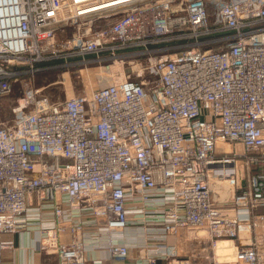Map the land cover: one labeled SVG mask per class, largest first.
Listing matches in <instances>:
<instances>
[{"label":"built area","instance_id":"2783aa9c","mask_svg":"<svg viewBox=\"0 0 264 264\" xmlns=\"http://www.w3.org/2000/svg\"><path fill=\"white\" fill-rule=\"evenodd\" d=\"M53 58L117 80L51 102L34 82ZM16 86L0 115V232L29 227L35 196L53 203L39 227L56 264L98 246L128 259L131 244L134 264H225L224 238L240 240L236 262L264 264V0H0V100ZM220 179L235 216L216 205Z\"/></svg>","mask_w":264,"mask_h":264},{"label":"crops","instance_id":"0c3cea01","mask_svg":"<svg viewBox=\"0 0 264 264\" xmlns=\"http://www.w3.org/2000/svg\"><path fill=\"white\" fill-rule=\"evenodd\" d=\"M3 100V99H1ZM0 100V102H1ZM229 182V181H228ZM220 182H215L214 199L216 205L221 208V211L226 216L236 215V205L233 199H228L230 196L229 190L226 191L227 198H223L226 194L222 193L225 188ZM228 183H226L227 185ZM233 190V195L235 190ZM231 195V197H233ZM61 197L57 196V201L61 202ZM234 198V197H233ZM222 199V200H221ZM38 204L37 197H33L32 203L29 206L27 213V221L30 223L29 227L23 228L16 233L0 232V239L8 244L3 251V264H56V241L53 239H44L41 227L50 226L54 221L53 203L50 201H41ZM259 215H264V203L258 210ZM71 229L63 235L69 237ZM254 238H258L259 245L264 249V225H260L255 230ZM173 239V238H172ZM171 239V241H172ZM240 244L238 239H221L220 245L217 249V257L225 264H246L236 262L235 252L237 246ZM138 247L136 244H131V254L136 256ZM88 264H134L133 256L128 259H114L109 257L107 251L101 247H91L86 252Z\"/></svg>","mask_w":264,"mask_h":264},{"label":"rangeland","instance_id":"374dc122","mask_svg":"<svg viewBox=\"0 0 264 264\" xmlns=\"http://www.w3.org/2000/svg\"><path fill=\"white\" fill-rule=\"evenodd\" d=\"M73 29H69V33ZM137 49L129 48L128 50ZM142 58V57H141ZM141 58H137V61H142ZM135 59V58H132ZM65 60L63 58H53L46 62V65L52 66L43 72L36 74L35 78V88L40 89V96L46 97L51 102L57 103L62 102L67 98L73 97L77 94L83 93L85 91H90L92 88L101 86L103 84L112 83L117 80V77L113 75L106 74L104 70L102 72L95 66L98 64H93L89 66L76 65L69 66L64 65ZM136 61V62H137ZM106 61L104 64H108ZM102 64V63H101ZM132 65L125 61L123 65V70L128 71ZM21 95V91L18 86H16L15 91L9 97L3 98L0 102V115L4 120H10L12 118L11 108L17 102L18 97ZM239 152H244L242 144L236 145ZM229 147V145H226ZM246 166L241 169L239 176H246ZM221 183V179L218 180ZM229 181L227 186L233 188L234 181ZM213 188H216L214 183ZM234 196V195H233ZM227 198V197H226ZM233 197L228 195V199L231 200ZM222 200V199H221Z\"/></svg>","mask_w":264,"mask_h":264},{"label":"bare ground","instance_id":"6f19581e","mask_svg":"<svg viewBox=\"0 0 264 264\" xmlns=\"http://www.w3.org/2000/svg\"><path fill=\"white\" fill-rule=\"evenodd\" d=\"M228 181H233L232 179H223L222 181H221V183H219V184H221L222 186H224V190L223 191H221L222 193H224V194H226V191L227 190H229V193H230V195H233V190L231 189V188H229V186H227L226 185V183H228ZM230 183H232V182H230ZM227 197V194L223 197V198H226Z\"/></svg>","mask_w":264,"mask_h":264},{"label":"trees","instance_id":"16d2710c","mask_svg":"<svg viewBox=\"0 0 264 264\" xmlns=\"http://www.w3.org/2000/svg\"><path fill=\"white\" fill-rule=\"evenodd\" d=\"M253 172L256 174L259 172V169L254 168ZM243 190H244V188H240V189H238V192L241 193V192H243ZM156 264H164V263H163V261H158Z\"/></svg>","mask_w":264,"mask_h":264}]
</instances>
